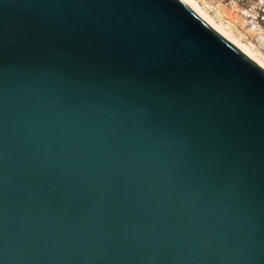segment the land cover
I'll return each mask as SVG.
<instances>
[{
  "label": "water",
  "instance_id": "1",
  "mask_svg": "<svg viewBox=\"0 0 264 264\" xmlns=\"http://www.w3.org/2000/svg\"><path fill=\"white\" fill-rule=\"evenodd\" d=\"M0 264H264V69L182 0H0Z\"/></svg>",
  "mask_w": 264,
  "mask_h": 264
},
{
  "label": "bare ground",
  "instance_id": "2",
  "mask_svg": "<svg viewBox=\"0 0 264 264\" xmlns=\"http://www.w3.org/2000/svg\"><path fill=\"white\" fill-rule=\"evenodd\" d=\"M200 1L206 4L205 0H189V2L185 4L213 29L223 35L264 69V54L258 51L253 43L247 42L245 40V35L239 32V28L241 27L244 31L253 35L257 29L256 26H249L248 22L242 18V14H240L241 9L238 6H234L232 9L220 6V11L227 19H225V21L217 20L216 17L209 12L208 7L202 6Z\"/></svg>",
  "mask_w": 264,
  "mask_h": 264
},
{
  "label": "built area",
  "instance_id": "3",
  "mask_svg": "<svg viewBox=\"0 0 264 264\" xmlns=\"http://www.w3.org/2000/svg\"><path fill=\"white\" fill-rule=\"evenodd\" d=\"M200 1L202 6H206L209 12L216 17L217 20L225 21V16L220 11V6L232 9L238 6L241 9L240 14L249 26H256L257 29L253 35L245 31V39L249 37L254 42V47L264 54V0H205Z\"/></svg>",
  "mask_w": 264,
  "mask_h": 264
},
{
  "label": "rangeland",
  "instance_id": "4",
  "mask_svg": "<svg viewBox=\"0 0 264 264\" xmlns=\"http://www.w3.org/2000/svg\"><path fill=\"white\" fill-rule=\"evenodd\" d=\"M239 32L241 33V34H243V35H245V31L240 27L239 28ZM246 36V35H245ZM247 42H251V43H253L254 44V42H253V40L249 37V39L247 40V39H245Z\"/></svg>",
  "mask_w": 264,
  "mask_h": 264
},
{
  "label": "snow or ice",
  "instance_id": "5",
  "mask_svg": "<svg viewBox=\"0 0 264 264\" xmlns=\"http://www.w3.org/2000/svg\"><path fill=\"white\" fill-rule=\"evenodd\" d=\"M183 2H184V3H188V2H189V0H183Z\"/></svg>",
  "mask_w": 264,
  "mask_h": 264
}]
</instances>
